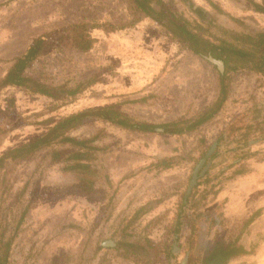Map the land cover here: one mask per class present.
Listing matches in <instances>:
<instances>
[{"label":"rangeland","instance_id":"rangeland-1","mask_svg":"<svg viewBox=\"0 0 264 264\" xmlns=\"http://www.w3.org/2000/svg\"><path fill=\"white\" fill-rule=\"evenodd\" d=\"M164 1L169 6L174 1L173 6L199 23H203L201 15L206 20L203 25L210 26L215 36L222 35V31H264V14L253 9V3L262 4L263 0H210L216 7L207 0H192L193 7L180 0ZM134 8L131 0H0V81L10 70L13 59L22 56L41 35L63 32L69 25L80 22L101 25L99 32H91L99 39L93 51L81 53L62 45L38 58L26 72L27 76L54 87L90 83L75 101L65 97L53 100L12 87L0 92V157L24 143L46 137L57 122L83 111L94 113L68 136L78 140L102 133L95 144L103 151L91 162L98 174L94 193L81 190L75 174L64 171L62 162L53 161V151L71 149L66 144L56 143L44 148L21 163L9 161L0 171V200L4 197L13 203L21 196L7 216L11 227L21 210L31 202L23 230L16 239L11 264H170L175 243L181 249L173 256L174 264H181L186 257L188 264H200L204 252L220 242L235 239L238 229L234 233L232 229L241 228L246 221L236 220L231 224L224 218L225 203H210L211 197L203 206L207 212L202 217L191 214L190 206L186 208L183 227L179 235L174 236L178 227L179 193L187 191L193 171L218 138L222 141L223 152L219 154L222 160L232 163L234 156H239L233 162L235 165L245 161L249 166L251 158L264 162V144L257 146L254 153L245 150L248 148L244 145L259 142L264 137V77L248 71L234 74L229 101L222 111L197 130L184 134V138L177 135L182 137L173 140L174 134L127 130L101 120L97 114L112 108L130 117L132 124H170L196 118L216 103L219 96L218 69L206 58H199L174 41L158 23L135 14ZM135 18L139 22L131 25ZM173 104L177 105L175 110H171ZM158 109L161 115L157 114ZM248 114L251 118L254 116L252 124H245L242 119ZM246 126L250 127L249 132L239 136ZM228 131L230 134L224 138L223 134ZM150 134L161 135L158 136L161 147H151L149 142L154 138H150ZM170 141L181 147L186 143V148L182 147L177 154H168ZM240 141L243 151L231 152L242 149ZM203 151L205 154L201 156ZM114 156L124 166L114 170L121 177L118 182L113 181L112 172L109 173L114 166ZM164 158L173 159L172 167L158 171L154 165ZM210 159L205 166H209L207 170L214 168L215 159ZM219 165L215 164L218 169L212 175L219 172ZM177 168H187L189 172L188 180L182 182L186 187L181 188V192L175 188L181 183L172 174ZM165 171L171 176L163 178ZM132 180H137L142 187L146 183L154 186L148 190L149 200L140 207L138 205L144 201L140 199L134 206L139 196L132 194V203L121 207L122 202H118L117 197L123 195L124 186ZM174 194L176 201L164 203ZM253 198L254 201L243 208L245 213L255 211L256 216L242 234L243 245L240 246L247 247V254L238 264H264V189ZM160 204H163L161 210L155 211ZM217 210L220 217L212 221L211 216ZM149 211L152 212L146 215ZM211 222L213 227L196 252L199 226ZM0 224L2 226V221ZM122 229L126 232L122 233ZM145 236L157 249L150 252L151 258L133 249L130 255L125 254V238L134 246L146 247ZM109 240L115 246L101 249Z\"/></svg>","mask_w":264,"mask_h":264},{"label":"trees","instance_id":"trees-1","mask_svg":"<svg viewBox=\"0 0 264 264\" xmlns=\"http://www.w3.org/2000/svg\"><path fill=\"white\" fill-rule=\"evenodd\" d=\"M182 3L189 7L194 6L192 0H180ZM212 5L210 0H207ZM135 6V14L138 13L142 17H147L158 23L168 32L174 41L186 46L193 54L199 58H206L212 56L216 60L223 61L225 66V73L221 75L219 71V96L213 105L205 108L199 113L196 118L182 119L170 124L153 126L151 124H132L130 117L122 116L121 113L114 111L112 108L107 111H102L105 117L101 120H105L116 124L124 129L139 131L144 133H157V128L167 129L174 128L177 133L174 135H184L197 130L205 123L211 121L216 115L222 111L225 107L231 94V80L232 76L236 73L248 71L258 76L264 77V31L251 30V32H228L222 31V35L215 36L209 30V27H205L203 23H206L205 19L200 15L203 23H199L195 20L188 18L180 9L173 6L174 1H171L169 6L164 0H131ZM216 7L215 5H213ZM253 9L255 12L264 14V0L262 4L253 3ZM137 17L139 15H136ZM138 21L137 18L131 25H135ZM212 22V21H210ZM211 26H213L211 24ZM65 31H52L41 35L34 39L26 52L16 57L12 61V66L6 76L0 81V92L3 89L12 87L19 90H24L27 93L33 95H41L57 99H70L75 101L77 97L88 87L90 83H82L74 87L67 85L54 87L48 85L38 78H33L26 75L29 68L32 67L34 62L41 56L48 53L50 50L61 48V46L68 45L70 48L78 50L81 53H88L92 51L97 44L98 40L92 35V31L100 30L101 25L98 23H85L80 22L77 24L69 25L65 28ZM110 32H116L110 30ZM13 103V101H12ZM11 103V104H12ZM94 112L83 111L78 114L68 116L55 124L54 130L56 133L51 139L43 142L44 138L24 143L14 149L9 150L0 157V171L4 170L9 161L14 163H21L29 160L40 150L60 143L62 145H69L71 149L69 151L61 152L58 150L53 151V161H60L64 164L63 170L75 174L78 181V187L86 193H94L97 191V171L92 168L91 162L95 159L98 152L103 151L95 143L101 138V131L95 136L85 139H74L68 136V133L84 124L88 119V116ZM136 123V122H134ZM51 131V132H53ZM47 136V135H46ZM204 143V140H201ZM239 149H233L234 153H238ZM219 152L210 159L214 160L218 157ZM204 151L201 156H204ZM239 156H234L233 162L238 160ZM173 159L164 158L158 161L154 166L158 171L170 169L172 164L170 161ZM225 167H229V164L223 165L217 174L212 175V169L209 168L204 175L199 179L197 186L191 193L187 205H184L185 191L181 192V188H185L179 185L176 190L179 193V206L177 210L178 227L174 230V236H178L181 227L186 217V208L190 206L195 215L200 214V210L204 209L203 206L209 200V198H215L221 189L223 188L222 175H218ZM234 167V166H231ZM242 168V174L246 175L250 173L245 167ZM226 173V172H225ZM110 183H108L109 185ZM21 196L18 197L13 203H9L6 198L0 200V264H11V257L13 249L16 244V239L23 230L25 219L28 216L31 208V202L21 210L18 220L15 225L11 227L7 221V216L10 210L16 205ZM115 197V196H114ZM113 196L109 199H112ZM22 202V200H21ZM255 216L242 223L241 228L236 226L232 229L234 233L235 229H238L235 239H230L229 243L220 242L214 249L207 252V256L202 261V264H228V262L234 257L246 255L247 251L239 245L242 239V234L248 227L253 224ZM235 226V225H234ZM74 228H77L74 226ZM126 229H122V233H125ZM133 239L134 236H131ZM125 254L130 255L131 251H137L144 253L151 258L150 252L157 251L152 241L148 237H144L143 240L146 247L141 245L134 246L131 242L126 241ZM103 249V247H101ZM133 249V250H132ZM167 251V249H166Z\"/></svg>","mask_w":264,"mask_h":264},{"label":"crops","instance_id":"crops-1","mask_svg":"<svg viewBox=\"0 0 264 264\" xmlns=\"http://www.w3.org/2000/svg\"><path fill=\"white\" fill-rule=\"evenodd\" d=\"M94 32L96 33V32H99V31L95 30ZM95 39H97L98 42H99V39L97 37H95ZM98 42H97V44H98ZM96 45H95V47H96ZM16 57H20V56H16ZM257 77H258V75H257ZM9 88H11V87H9ZM176 106H177L176 104H173L174 109H171V110H175ZM159 109H158L159 113H157V114L161 115L162 113H161V110H159ZM253 117L251 118V114H248L245 117H243L242 119H243L245 124H252L251 120L253 119ZM162 118H163L162 120H166L164 117H162ZM175 119H176V117H175ZM260 120H261V117H258L257 121H260ZM249 128L250 127H248V126L244 127L243 130L238 135L241 136V134H245V133L249 132V130H250ZM210 129H212V128L210 127ZM226 133L227 132H225L224 134H226ZM156 136L157 137H155V135H153V134L149 135L150 138H154L152 141L149 142L151 144V147L154 146V148H157L156 146L157 145L160 146V144H161V142L159 141L160 137H158V136H161V135L157 134ZM180 137H182V136H177V134H176V135H173L171 138H175L173 140H176V138H180ZM184 137H185V135H183V138ZM262 139H264V137ZM170 140H172V139H170ZM190 140L193 141L192 139H190ZM227 142H230V141H227ZM170 143H171V147L169 148V153L168 154H177L176 152L177 151H181L182 147L186 148V146H185L186 143L184 145L182 144V147L178 143H176L175 141H172V142L170 141ZM189 143L191 144L192 142H189ZM255 143H258V142H253V141L247 142V144H249V145L247 147H245V148H248V149H245V150H249L250 153L256 152L257 148H258L257 146H261L262 144L258 145V144H255ZM262 143L264 144V140H263ZM239 144H240L239 148H242V149H239L240 150L239 152H242L244 148L242 147L241 141L239 142ZM247 144H244V145H247ZM253 144H255V145H253ZM221 145L219 147H221ZM162 146H164V142H162ZM221 148H219L217 150V152H219L218 154L223 152L222 151L223 147H221ZM114 157H115L114 166L111 167L112 171H109V173L111 174V172H112L111 179L113 181H115V182H118V181L121 180L120 179L121 177H119V175H116L114 170H121L124 166H122V164H120V162H117L118 161L117 156H114ZM226 160H228V159H226ZM226 160H222V158H220V155H218V157L215 158V160L213 162L214 168L211 170L212 172H214V171H216L218 169V167L215 166V164L217 162H218V165L220 164L219 166H221V167L223 165H225V164H229V167H225L218 174V175H222V177H221L222 178V183L221 184H223L224 186L221 189V191L219 192V194L215 198H211L209 200V202L210 203L211 202L212 203L224 202L225 203L224 204V209H223V212L225 213L224 214V218L227 219L231 224L235 223L236 220H246L247 221L252 216H256V212L254 211V212H246L245 213L243 208L246 207L245 206L246 203L253 202L254 201L253 197L256 196V194L258 192H260V191H262L264 189V162L254 161L253 158H251L250 161H249V166H248L247 164H245V161L239 163L238 165H235L233 162L229 163V161H226ZM107 166L110 167V164H108ZM231 166H234V167H231ZM241 166H243L246 169H248V171L250 173H248L246 175L242 174L243 172H242V168H240ZM169 171H171V170H169ZM162 173H163V178L171 176V174H168L166 171L162 172ZM172 174H175V176H177V178L175 177V179H179V182L181 183L180 185H182V182L187 181L188 177H189V172H188L187 168H177ZM259 174L262 175L261 178H258L257 175H259ZM152 187H154V186L151 185V184L148 185V183L144 184L143 187H142V186H140V184H137V180L128 181L126 183V185L124 186L123 190H122L123 195H120V196L117 197L118 202H122L121 207H123V206L127 207L130 203H132L131 201L134 198V196L132 194H135V196H139V197L135 200L133 205L135 206V204L140 199H143L144 201L140 205H138V206L141 207V206L145 205L146 202L149 200L150 195L148 196V194H149L148 190H150V188H152ZM176 198H177V196L174 194V196L172 198L166 199L164 201V203H169V202H172V201H176ZM162 205L163 204L158 205V208L155 211L159 212L161 210V208H162ZM152 211H149L146 215H149ZM204 212H207V211H204V209H201L200 210V214L196 215V217H202L204 214H206ZM192 213L193 212H191V214ZM240 215L241 216L244 215V216H246V218H241V217H239ZM241 244L243 245V243L240 241L239 245H241ZM244 247H245V245H244ZM103 248H106V247L103 246ZM245 248L247 249V247H245ZM205 250H206V248H205ZM211 250L212 249H210L208 251L210 252ZM204 253H203V256H202L203 259H201L202 261L208 255L207 253H205V254ZM243 257H244L243 255L234 257L233 259H231L228 262V264H238V263H240L242 261ZM202 261H201L200 264H202Z\"/></svg>","mask_w":264,"mask_h":264},{"label":"water","instance_id":"water-1","mask_svg":"<svg viewBox=\"0 0 264 264\" xmlns=\"http://www.w3.org/2000/svg\"><path fill=\"white\" fill-rule=\"evenodd\" d=\"M206 60L209 61L213 66L217 67L219 73L221 75H224L225 73V66L223 61L220 60H216L214 59L212 56H208L206 57ZM97 115L104 117V114L102 113H98ZM159 133H168V134H174L177 133L176 130L173 129H157L156 130ZM56 133V131L51 132L49 135H47L46 137H44L43 142L47 141L49 138H52L54 136V134ZM230 134V132L228 131L226 134H224V138L227 137V135ZM232 137V134H231ZM222 144L221 140L216 141L215 143H213V145L210 147V149L207 151L206 155L204 156V158L199 162V164L197 165V167L195 168V170L193 171L191 180L189 182V186L187 188L186 194H185V199H184V205H187L188 199L191 195V193L193 192L194 188L197 185V181L204 175V173L206 172L207 167L206 163L207 161L214 155V153L216 152V150L218 149V147ZM219 210H217L215 212V215H218ZM215 216L212 218V221H214ZM212 222L210 224H202L201 226H199V231L198 234L196 236V252H198L203 244V241L207 235V232L210 228H212ZM202 229H204L205 231H202ZM103 246L105 247H113L115 246V243L111 240L106 241ZM181 247L177 245V243L174 244L173 249H172V255L170 257V264H174V258L173 256H176L178 254V252L180 251ZM181 264H188V257H186Z\"/></svg>","mask_w":264,"mask_h":264},{"label":"bare ground","instance_id":"bare-ground-1","mask_svg":"<svg viewBox=\"0 0 264 264\" xmlns=\"http://www.w3.org/2000/svg\"><path fill=\"white\" fill-rule=\"evenodd\" d=\"M157 129H159V128H157ZM219 139H220V138H218V140H219ZM218 140H216V141H218ZM263 140H264V139H261V141H259L258 143H255V144H263V143H262ZM216 141H215V142H216ZM255 144H253V145H255ZM248 145H249V144H247L246 147H247ZM214 216H215V219H219V217H220L219 215H215V214H212L211 217H214Z\"/></svg>","mask_w":264,"mask_h":264}]
</instances>
